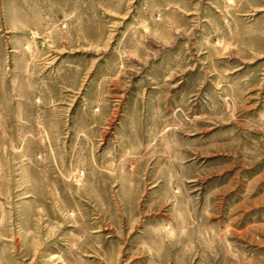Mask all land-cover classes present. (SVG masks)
<instances>
[{"label": "rangeland", "instance_id": "rangeland-1", "mask_svg": "<svg viewBox=\"0 0 264 264\" xmlns=\"http://www.w3.org/2000/svg\"><path fill=\"white\" fill-rule=\"evenodd\" d=\"M0 264H264V0H0Z\"/></svg>", "mask_w": 264, "mask_h": 264}]
</instances>
